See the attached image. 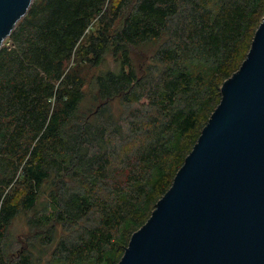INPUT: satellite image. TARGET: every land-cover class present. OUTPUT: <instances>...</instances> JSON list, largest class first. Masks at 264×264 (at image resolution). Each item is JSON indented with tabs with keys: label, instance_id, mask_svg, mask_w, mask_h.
<instances>
[{
	"label": "trees",
	"instance_id": "1",
	"mask_svg": "<svg viewBox=\"0 0 264 264\" xmlns=\"http://www.w3.org/2000/svg\"><path fill=\"white\" fill-rule=\"evenodd\" d=\"M263 17L264 0H34L0 47V264H118ZM74 58L99 67L88 105Z\"/></svg>",
	"mask_w": 264,
	"mask_h": 264
},
{
	"label": "water",
	"instance_id": "2",
	"mask_svg": "<svg viewBox=\"0 0 264 264\" xmlns=\"http://www.w3.org/2000/svg\"><path fill=\"white\" fill-rule=\"evenodd\" d=\"M34 0H0V47ZM118 264H264V17L242 65Z\"/></svg>",
	"mask_w": 264,
	"mask_h": 264
},
{
	"label": "rangeland",
	"instance_id": "3",
	"mask_svg": "<svg viewBox=\"0 0 264 264\" xmlns=\"http://www.w3.org/2000/svg\"><path fill=\"white\" fill-rule=\"evenodd\" d=\"M113 8V6H108L104 8V11L102 12V15L105 12H108L109 9ZM125 15H122L121 18H119L116 21V25L117 27H120V25L123 22ZM102 25L98 24L97 19H95L92 22L91 27L89 28L85 39H87L91 34H95L97 33V30H99V27H101ZM8 38L4 41L5 43L8 42ZM149 56L150 54L147 55H141V52L139 50H131L130 52V57L132 62L135 65H139L142 66L143 64H146L149 62ZM108 61V65L110 67H114L115 66V61L113 60V58L111 56L108 57L107 59ZM76 63V64H75ZM77 74L80 76V78L83 80L85 86H84V94H85V101L88 103V100L92 98V94L95 93L96 91V87H95V77L99 71V67H96L94 65L91 64H83L79 61L76 60V58L72 59L70 61L69 67H68V71L72 72L75 71ZM87 108L89 107H85L83 109V113H85L87 110ZM22 191V190H21ZM26 219H27V215L22 213L21 215H19L13 225L11 226L9 233H8V239L6 242V249L9 251H13L16 248L20 247V245L24 242V240L26 239L27 235L29 234V228L26 224Z\"/></svg>",
	"mask_w": 264,
	"mask_h": 264
}]
</instances>
